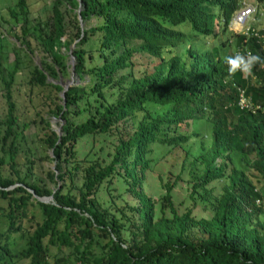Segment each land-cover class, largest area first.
<instances>
[{"label": "trees", "instance_id": "obj_1", "mask_svg": "<svg viewBox=\"0 0 264 264\" xmlns=\"http://www.w3.org/2000/svg\"><path fill=\"white\" fill-rule=\"evenodd\" d=\"M237 2L52 0L50 15L30 31L26 1L16 0L9 10L20 29L15 39L30 49V34L50 58L32 66L30 86L59 93L50 79L62 74L68 50L75 79L87 80L70 84L64 100L45 96L59 136L47 117L31 122L45 130L51 153L45 158L53 162L39 179L30 149L19 155L17 141L29 123H19L14 113L15 68L0 73L6 106L0 118V264H264V67L244 77L230 75L225 63L238 51L264 57V31L244 40L226 29ZM183 22L199 44L185 47ZM215 25L230 40L208 46L203 38L215 35ZM240 98L250 106H241ZM120 122L132 128L125 137ZM203 123L209 143L190 154L183 144L202 134L196 128ZM110 135L116 137L112 150L103 152ZM80 139L88 148L78 159ZM174 147L184 150V159L193 157L190 200L210 195L219 183L209 214L176 209L172 189L180 172L162 182L155 170L162 188L156 197L143 189L145 173ZM29 190L51 198L39 201Z\"/></svg>", "mask_w": 264, "mask_h": 264}, {"label": "rangeland", "instance_id": "obj_2", "mask_svg": "<svg viewBox=\"0 0 264 264\" xmlns=\"http://www.w3.org/2000/svg\"><path fill=\"white\" fill-rule=\"evenodd\" d=\"M25 1L27 17L26 26L31 31L32 27H37L41 25L42 21L46 20V18L50 15V5L52 0ZM15 3L16 0H0V73L2 75H5L7 71L15 68V72L12 77V84L10 86L11 99L14 105V113L18 117L19 123H29V126L23 131V138L21 136V138L17 141V145L19 146V153L22 150L26 151L28 150V148L30 149L31 152L28 150L27 154L31 153L32 156H34L36 159L35 173L37 174L39 179H44L43 172L45 171L46 167L53 168V162L45 158L46 154H49L51 156V153L50 149H48V147L44 144L42 140V138L44 137L43 134L45 130L40 128V125L34 126L31 122H36L40 118V116L47 117L48 114H46V111L48 109V106L51 105V102L45 99V96L49 93V96L52 98L55 94L58 95L59 93H56V91H53L52 89L49 92L50 88L48 87L32 88L28 83V77L30 76L32 66L34 64L40 65V60L49 61L50 58H44L39 49L34 45L35 43L31 39L32 36L30 34L29 37L27 36V41H30V49L26 48L23 44H20V38H18L19 42L15 39V34L18 35V37L20 36V29L14 28V26H17L18 23L15 22V20L9 16V10L15 8ZM240 3L247 7L252 6V8H259L260 13L256 16V18L248 17L247 21L250 23L255 22V25L258 24L257 27L263 24L264 0H240ZM76 10L77 8L74 9V12H76ZM18 18L20 19L21 16H18ZM66 18L68 17L65 16V21ZM19 21L20 23L22 22L21 19ZM80 25L82 28L83 26H85L84 23H80ZM180 25L178 27H180ZM182 25L183 31L185 32V47H187L188 45L195 46L199 44L197 39L199 35L190 28L187 22H183ZM66 30L67 36L69 38L70 36L72 37V29L69 27ZM235 30H238V27H236ZM214 32L215 37L213 35H210L203 38V41L206 45H215L221 40H224L226 39V37L228 38L230 36V33H222L217 25L214 26ZM65 36L66 35H64V37ZM74 42L75 40H71V42L69 43L70 48L73 47ZM61 50L63 52V49ZM182 50L183 49H179L180 52ZM69 54L70 50L67 51L65 56L66 58L63 60L64 69L62 71V74L57 69L59 72V78H55L54 80L50 79V81H59L61 83H64L70 80L72 70L70 66L71 56ZM15 59L17 60L15 61ZM83 77L84 79L81 81H78L75 78V81L74 79H71L70 84H72L73 82L83 84L87 80L86 76ZM5 108L6 106L3 98V88L0 80V118L4 116ZM47 119L50 127L56 130L58 127V123L55 118L47 117ZM205 125L206 124L203 123L198 125L196 128L198 132H201L202 134H199L193 140H187L186 142H184L183 147L190 150V154L193 153V155H196L197 153H199L201 148L200 146L207 147L209 139H207V137L205 138L204 136L206 134V130H208ZM118 127L121 130L120 132L122 137H125L127 133L132 130L129 122H120ZM191 130L192 127H187L186 129L187 132H190ZM115 139L116 137H114L113 135L105 137V140L102 142V144L104 145L103 152L112 150L111 144L114 143ZM200 140L202 141V145L198 143V141ZM82 141L83 139H80L78 147H76V157L78 159L82 158L84 154H86L88 148L87 145H83ZM97 148L98 145H95L94 150H96ZM158 150H161L162 152L166 151L164 150V148H160ZM19 155L22 156L23 154L20 153ZM21 156H19L18 166L19 169L23 171L24 167L22 164L24 159H22ZM182 158L183 172L180 171ZM192 158L193 157L188 154L186 159H184L183 149H181L180 147L172 148L167 154L164 155L163 161L161 163L152 165V171H147L145 173V177L143 180V189L147 194L156 197L162 192V188L159 185V182H157L155 170L162 172V182L167 180V178L170 179V181L173 180L175 175L177 173L179 174L180 172V179L176 181L175 186L172 189V196L175 207L179 212L184 211L186 208H191L196 216H200L210 213L209 202H213V197L217 196L218 192H220V185L219 183L215 182L213 190L210 192V195H207L204 198L196 196L194 200H190L187 196L189 187L187 180L189 179L190 175L189 169ZM235 158L238 157L235 156ZM198 163L199 162L194 163L197 170H199L202 166ZM74 179L75 183L78 185V178L75 177ZM50 187H53V185H50ZM261 189L264 192V188L262 187ZM201 192L202 189H199V193ZM125 198L128 200L130 199L128 195L125 196ZM262 202L264 203V198L262 199Z\"/></svg>", "mask_w": 264, "mask_h": 264}, {"label": "clouds", "instance_id": "obj_3", "mask_svg": "<svg viewBox=\"0 0 264 264\" xmlns=\"http://www.w3.org/2000/svg\"><path fill=\"white\" fill-rule=\"evenodd\" d=\"M237 3H239V5H237L231 13L226 23V29L234 36L243 37L244 40L249 38H259L262 36L264 34H261V32L264 31V22L262 25L257 27L258 24L255 25V22L250 23L247 21L248 17L256 18V16L260 13L259 8H252V6H248L249 8L245 10L244 8L247 6L242 5L240 0H238ZM241 12L244 14H241ZM236 27H238V30H235ZM225 63L230 75L240 73L244 77H251L253 75V70L257 66L264 67V57L258 53H253L251 50L243 53L238 51L233 55L226 56ZM248 106H250V103ZM254 107L258 108L260 106L255 105Z\"/></svg>", "mask_w": 264, "mask_h": 264}, {"label": "water", "instance_id": "obj_4", "mask_svg": "<svg viewBox=\"0 0 264 264\" xmlns=\"http://www.w3.org/2000/svg\"><path fill=\"white\" fill-rule=\"evenodd\" d=\"M76 12H77V16H78V18H79V14H78V12H79V4H78V6H77V10H76ZM71 58V61H70V66H71V70H73V58L72 57H70ZM75 78V75L73 74V72L71 71V78H70V80H68V81H66V82H64V83H61V82H55V83H57V84H59L60 85V87H61V90L59 91V96L62 98V100H64V97H63V93H64V91L67 89V87L70 85V81H71V79H74ZM59 127H60V125H58V127H57V129H56V132H57V134H58V136L60 135V131H59ZM29 192L31 193V196L32 197H35L37 200H39V201H42V202H48L49 200H50V198H51V196H44V197H37L34 193H33V191L32 190H29Z\"/></svg>", "mask_w": 264, "mask_h": 264}, {"label": "built area", "instance_id": "obj_5", "mask_svg": "<svg viewBox=\"0 0 264 264\" xmlns=\"http://www.w3.org/2000/svg\"><path fill=\"white\" fill-rule=\"evenodd\" d=\"M247 8H249V7H245L244 9L246 10ZM241 14H244L243 12H241ZM242 95V92L239 90V96H241ZM239 104L242 106V105H247V101H245V99H243V98H240V100H239Z\"/></svg>", "mask_w": 264, "mask_h": 264}]
</instances>
